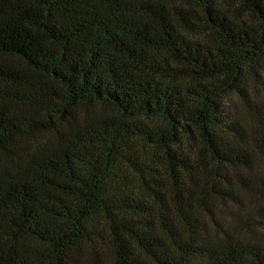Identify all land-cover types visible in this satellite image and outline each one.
<instances>
[{
	"label": "trees",
	"instance_id": "trees-1",
	"mask_svg": "<svg viewBox=\"0 0 264 264\" xmlns=\"http://www.w3.org/2000/svg\"><path fill=\"white\" fill-rule=\"evenodd\" d=\"M0 264H264V0H0Z\"/></svg>",
	"mask_w": 264,
	"mask_h": 264
}]
</instances>
